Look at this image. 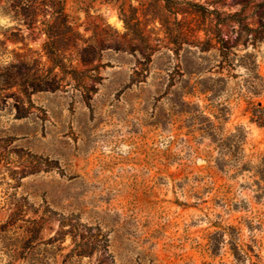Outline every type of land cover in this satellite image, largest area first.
Wrapping results in <instances>:
<instances>
[{
  "label": "rangeland",
  "instance_id": "obj_1",
  "mask_svg": "<svg viewBox=\"0 0 264 264\" xmlns=\"http://www.w3.org/2000/svg\"><path fill=\"white\" fill-rule=\"evenodd\" d=\"M63 1L68 40L0 45V232L59 233L65 264H264V0Z\"/></svg>",
  "mask_w": 264,
  "mask_h": 264
},
{
  "label": "trees",
  "instance_id": "obj_2",
  "mask_svg": "<svg viewBox=\"0 0 264 264\" xmlns=\"http://www.w3.org/2000/svg\"><path fill=\"white\" fill-rule=\"evenodd\" d=\"M0 18L14 23L9 27L0 26V45L8 40L24 41L28 38V33L24 35L23 30L29 29L33 34L37 22L42 24L38 34H44L48 42L68 40L73 31L63 0H0ZM261 33H264L263 23L255 30L256 35ZM219 49L226 52L228 50L222 39ZM240 64L246 68L249 66L256 68L254 61L241 59ZM249 114L252 123L264 128V106L257 105ZM206 121V130L213 131L214 122L208 117ZM241 143V137L236 134L221 138L217 160L227 163L226 158L235 152L230 149L235 150ZM63 241L59 233L42 239L39 232H0V264H65V256L73 253L63 257L61 246ZM76 256L80 259L84 254L77 253ZM59 257L63 259L59 261Z\"/></svg>",
  "mask_w": 264,
  "mask_h": 264
}]
</instances>
